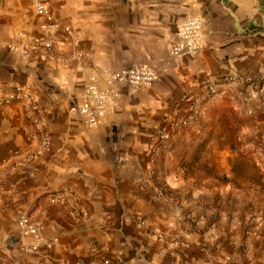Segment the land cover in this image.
<instances>
[{
    "label": "crops",
    "instance_id": "obj_1",
    "mask_svg": "<svg viewBox=\"0 0 264 264\" xmlns=\"http://www.w3.org/2000/svg\"><path fill=\"white\" fill-rule=\"evenodd\" d=\"M48 3L70 34L43 31L29 0H0V92L20 86L32 97L1 109L0 264H264L263 229L249 240L236 216L194 225L210 213L185 171L201 143L228 136L207 135L205 117L160 133L193 96L208 114L246 100L264 110V0ZM195 15L206 45L176 60L177 28ZM36 38L54 45L37 47ZM139 65L156 69V82L116 85L97 126L71 112L93 77L107 88L110 72ZM64 190L76 198L50 202ZM23 215L42 223L40 239L22 236Z\"/></svg>",
    "mask_w": 264,
    "mask_h": 264
},
{
    "label": "rangeland",
    "instance_id": "obj_2",
    "mask_svg": "<svg viewBox=\"0 0 264 264\" xmlns=\"http://www.w3.org/2000/svg\"><path fill=\"white\" fill-rule=\"evenodd\" d=\"M261 108L246 100L243 108H217L209 114L205 110L200 117L199 120L208 119L207 135L225 134L229 141L215 139L212 143H201L185 171L193 179L188 186L201 192L199 200L210 213L195 221L198 231L213 226L216 218L224 215L239 217L242 225L248 222L252 230L247 234L249 240L256 239L259 229L264 230V110ZM21 218L17 224L22 236L34 239L21 230ZM179 244H182L179 239L170 242V246Z\"/></svg>",
    "mask_w": 264,
    "mask_h": 264
},
{
    "label": "built area",
    "instance_id": "obj_3",
    "mask_svg": "<svg viewBox=\"0 0 264 264\" xmlns=\"http://www.w3.org/2000/svg\"><path fill=\"white\" fill-rule=\"evenodd\" d=\"M37 15L41 19V29L52 34V37L58 35L60 31L68 34L72 29L68 25L61 24L52 12L48 0H29ZM37 47L42 46L45 49H50L54 45L53 39L41 41L39 38L34 40ZM206 42L203 37V21L200 16H190L182 21L176 32V39L171 48V56L174 59H181L184 57L196 56L202 49H204ZM14 52L21 51L18 43L10 46ZM23 54L28 55L29 51L23 49ZM158 78L156 69L149 65H139L126 69L116 70L107 75V88H102L98 83V78L93 77L87 83L81 95L75 99L71 105L70 110L74 114L80 116L83 121L89 126H97L107 115L108 110L116 102L118 95L115 90L116 85L126 84L133 87H148L153 85ZM27 98L32 101V97L27 94L22 87L17 86L8 93L0 92V118L2 106L14 101ZM203 115V110L197 104L196 98L193 96L188 99L186 112L181 117H177L166 122L160 127L161 137H167L172 131L181 127H188L196 124ZM76 198V193L73 191H62L57 194L49 196L50 202L65 206L68 202V197ZM73 214L76 213L72 210ZM201 223L203 221H200ZM19 225L23 233L34 239H40L43 230L42 223L36 221L30 216H24L19 220ZM163 238L159 236V239ZM56 241L49 242L52 245ZM174 245H172L173 247Z\"/></svg>",
    "mask_w": 264,
    "mask_h": 264
}]
</instances>
